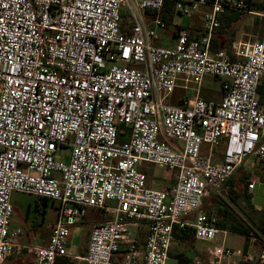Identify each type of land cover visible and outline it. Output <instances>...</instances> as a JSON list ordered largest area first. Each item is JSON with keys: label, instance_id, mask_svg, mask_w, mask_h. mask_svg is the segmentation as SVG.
Returning <instances> with one entry per match:
<instances>
[{"label": "built area", "instance_id": "obj_1", "mask_svg": "<svg viewBox=\"0 0 264 264\" xmlns=\"http://www.w3.org/2000/svg\"><path fill=\"white\" fill-rule=\"evenodd\" d=\"M164 4L0 0V264L18 248L34 253L31 264H166L174 226L206 242L223 232L190 264H264V248L253 256L225 245L204 209L244 162H264V26L233 52L211 51L221 14L252 13L250 0H174L173 15L206 7L202 31L179 28L173 45L160 46L165 21L148 11ZM207 75L219 80V100L201 96ZM176 89L185 93L167 102ZM63 146L65 161L56 158ZM142 163L175 171L174 182L149 188ZM257 184L264 207V181L247 189ZM14 191L58 201L46 244H18ZM90 207L111 218L92 225L83 255L70 254L67 238Z\"/></svg>", "mask_w": 264, "mask_h": 264}, {"label": "rangeland", "instance_id": "obj_2", "mask_svg": "<svg viewBox=\"0 0 264 264\" xmlns=\"http://www.w3.org/2000/svg\"><path fill=\"white\" fill-rule=\"evenodd\" d=\"M186 17L187 16L175 14L173 19L175 21L181 22L184 25L186 24ZM255 20L256 18L249 22L248 26V31L250 32V34L255 33L256 35L255 37H250V39L252 40L253 38H258L259 34L256 33L262 29L260 21L258 20L259 22L257 23ZM157 31L158 33H160L161 29L157 27ZM202 89V97L204 96L213 100H219L221 97L219 80L214 79L212 76L207 75L203 78ZM184 93L185 92L183 91H179L177 96L183 95ZM167 102L173 103L169 100H167ZM69 154V147L63 146L62 148H59L57 150L56 158L65 161ZM141 169L147 175L146 183L149 188L160 189L163 185H165L166 180L169 182L174 181V176L172 174H174L175 171L160 168L157 165L150 163H142ZM244 175L247 176L245 179L247 183L251 179L264 181L263 162L257 160H248L235 170L231 178L236 181L237 179H239L240 176ZM165 176L166 178H164ZM236 186H239V184L236 183ZM240 186L236 188L237 191L241 190L239 189L241 188ZM242 187L243 192L246 191L247 194L250 195L251 206H249L244 200H242V198H238L236 203L232 202L230 198L229 187L226 183L221 190L210 194L206 198L204 209L212 208L215 210L216 204L224 203L230 207L232 213L236 214L240 218H243L245 221L251 222L250 219L246 217V215H249L250 218L253 219L255 214L250 211V208H252V210L254 211H259V208L256 207V204L257 202L263 201L261 196L262 185L257 184L255 189L256 194L247 189V184H242ZM11 203L14 208L11 215V226L21 228L24 231V234L20 236L17 240L25 246L37 247L44 245V243L48 239L50 229L57 220L58 201H53L50 199L44 203L42 201H38L32 195L19 191H14L11 193ZM109 214L110 213L104 212L97 208H88L86 210L85 215L82 218H79L78 222L71 229V232L65 244L67 251L73 255H78L80 253L82 255V253L85 251V246H87L88 244L89 233L92 225L94 223L110 219L109 217L111 216H109ZM253 229L257 234L259 233V230L256 226H253ZM141 231H144L143 226H141ZM222 235L223 232L219 233L216 236L214 242L192 240L190 241L188 246L195 250H206L215 242L221 243ZM247 237L249 238V241L248 238L246 239V241L248 242L250 253L252 255H255V253L259 251V236L254 237V235H251ZM224 244L234 249H242L243 245L245 244V236L237 233H232L230 231H225ZM32 261V253H29V251L23 252L22 250L19 254H17V252L11 254V257L9 256L8 258H6L4 264H29L28 262L31 263ZM175 263L176 259L174 257H170L168 260V264ZM76 264L83 263L81 261L76 260Z\"/></svg>", "mask_w": 264, "mask_h": 264}, {"label": "crops", "instance_id": "obj_3", "mask_svg": "<svg viewBox=\"0 0 264 264\" xmlns=\"http://www.w3.org/2000/svg\"><path fill=\"white\" fill-rule=\"evenodd\" d=\"M173 2H174V0H166V3H165L166 6L158 12L148 11L149 14H153V15H156V13H157V15H159V17L165 21V27H163V28L158 27L161 29L160 33H158L157 28H156V32L158 34V37H157V39H155L153 41V43L156 45H160V46H171V45H173L175 40H176L177 29H179V28L189 29V30L193 31L195 34H198L202 31V13L206 9V7L202 6V7H200L199 11H197L196 13H194L190 16H187L186 17V24L183 25L181 22L175 21L173 19L174 18V15L172 14ZM250 9H251L252 13H241L240 12L237 19L234 21L227 19V17L224 19V22H225L224 27L221 29L220 33L214 34V37L211 41L212 49L213 48L216 49L214 51L225 50L227 52H233L236 49L237 44H239L241 42H252V41H255L256 39L260 38V35L262 33V29L264 26V0H250ZM250 16H252V17H250ZM248 17H250V18H248ZM147 18H148V21L150 22L151 17H147ZM254 18H256L255 21L257 23L260 21L262 29L256 33V34H259L258 38L256 37V38H253V40H252V39H250V37L251 36L255 37L256 35H255V33L250 34V32L248 31L249 30L248 26H249V22H251ZM220 24H221V22H220ZM179 91L181 92V90L176 89L175 93L172 96L168 97V100L170 102L175 103V104L178 103L179 97L181 98V95L177 96ZM201 92H203V89L201 90ZM204 98H207V97H204ZM257 98L260 102H264V76H262L260 82L257 85ZM172 175L174 176V174H172ZM164 178H166V176ZM173 182H171V181L169 182L166 180L165 185H163L161 188L167 186L168 183H173ZM257 208H259V211H264V207H257ZM109 216H111V215L109 214ZM109 218H111V217H109ZM192 218H193V216L191 215L187 219L192 220ZM10 225H11V222H10ZM12 228H16V227H12ZM224 231H226V230H224ZM49 234H50V232H49ZM253 235H254V237L259 236V234L258 235L253 234ZM48 237H49V235H48ZM254 237H252V238H254ZM263 240H264V238L261 237L262 242H263ZM195 241H197V240H195ZM248 241H249V238H248ZM261 241H259V251L264 248L263 246H261L262 245L260 243ZM46 242L44 244H46ZM18 244L24 245L19 241H18ZM181 250H183L185 252V255L190 258V261L195 254H199V255L204 256L206 251H207V249L206 250L205 249L204 250H195V249L189 247L188 243L173 240L172 245H171L170 250H169L170 253H169V257L166 261V264H168V260L170 257H174L176 259L175 264H178L177 256H178V252ZM238 250H242L244 252L250 253L249 245H248V242L246 241V239H245V244L243 245V248L238 249ZM21 251L22 250L20 248H18L13 253L17 252V254H19ZM259 251L256 252L255 255H253V256L258 255ZM83 254H84V252L82 253V255ZM78 255H81V253ZM9 256L11 257V255H9ZM32 257H33V255H32ZM5 260L1 264H4ZM78 261H81V260H78ZM190 261H189V264H190Z\"/></svg>", "mask_w": 264, "mask_h": 264}, {"label": "trees", "instance_id": "obj_4", "mask_svg": "<svg viewBox=\"0 0 264 264\" xmlns=\"http://www.w3.org/2000/svg\"><path fill=\"white\" fill-rule=\"evenodd\" d=\"M166 3V0H165ZM166 5L164 4V7ZM240 14V12L234 11V10H225L222 15L220 16V27L219 29L215 32V33H220L221 29L224 27V19L227 17V19L230 20H236L238 15ZM127 18L125 17V15H123L122 17V24L124 25V23H126ZM214 33V34H215ZM211 37V41L214 37ZM211 51L216 50L215 48L212 49V45H211ZM221 90H220V94H221ZM201 96H202V92H201ZM204 97V96H203ZM262 162V161H261ZM240 167V166H239ZM263 169H264V162H263ZM246 175L244 176H240L239 179H237L236 181H234V179H232L231 177L227 180V184L229 187V192H230V198L232 200V202L236 203L238 198H242V200H244L249 206H251L250 204V195L247 194V192H243V187L242 184L245 185L247 184V181H245L246 179ZM236 183L239 184V186L241 188L240 191H237L236 188H238L239 186H236ZM235 187V188H234ZM47 198H44L42 200V202H47ZM250 211L252 213L255 214L254 218H250L249 215H246V217L248 219H250L251 222L245 221L243 218H240L239 216H237L236 214L232 213L230 207L227 204L224 203H218L216 204V209H212V208H208L205 209V212L209 215L214 214L217 217V226L222 229V230H226V231H230L232 233H237V234H241L243 236H245V239H247V236L253 235L255 234V230L253 229V226H256L259 230V241H261V237L264 238V211H254L252 210V208H250ZM247 214V213H246ZM253 214V215H254ZM139 234L142 236L143 232L140 231ZM256 233V235H258ZM173 235H174V240L179 241V242H185V243H190V241L195 240L194 236H193V230L190 226H186L184 228H179L178 226H174L173 227ZM261 246L264 247V243L261 241L260 242ZM245 247V246H244ZM87 246H85V251L86 252ZM23 252H28V250L23 249ZM32 255L34 254L33 252ZM170 253V251H169ZM34 259V256H33ZM31 260V259H30ZM190 258L188 256L185 255V252L183 250L178 252V256H177V262L178 264H189ZM33 262V261H32ZM31 262V263H32ZM29 264H31L30 262H28ZM56 264H76V260L72 259V258H68V257H62L60 259L57 260Z\"/></svg>", "mask_w": 264, "mask_h": 264}]
</instances>
